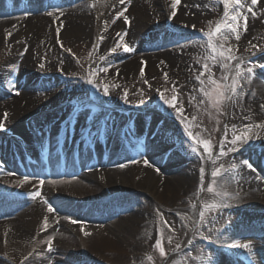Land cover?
Wrapping results in <instances>:
<instances>
[{
	"label": "bare ground",
	"instance_id": "1",
	"mask_svg": "<svg viewBox=\"0 0 264 264\" xmlns=\"http://www.w3.org/2000/svg\"><path fill=\"white\" fill-rule=\"evenodd\" d=\"M43 1L47 4L53 2L20 0L15 5L19 1L10 0L9 4L0 9V48H9L6 57L0 62V117L6 110L14 111L17 114L12 119L19 122V125L13 127L5 124V130H0L1 134H9L7 138L0 134V156L3 157L4 166L6 163L12 167V171L7 166L8 170H0V264H136L141 252L135 246L157 239L154 237H158V233L172 234V231L177 232L178 229L177 223L171 218L157 222L155 210H152L153 216L150 212L143 214L133 209L138 199L136 195L144 193L167 210L175 208L176 203L180 202L179 211L194 219L198 216L199 206L197 209L191 207L196 199V192L190 191L194 182L193 165L180 153L177 159L181 161L171 164L168 161L174 155L171 150L165 159L158 156V152L164 153L173 143L160 146L156 136L161 133L141 138L139 131L145 130L136 127L137 130L132 131L133 120L124 119L122 114L114 113L115 116L107 117L106 122L102 116L92 122L80 120L77 114L82 112L81 107L85 102L81 100L85 94L79 84H34V78L39 77L43 71L38 68L36 55L51 51L54 43L61 45L65 41L64 36L86 39L91 35L94 36V44H97L98 57L101 50L119 38L117 33H120L123 41L119 42L126 41L134 51L129 55L126 52H110L106 61L98 60L87 70V78L91 70L97 73L95 80L122 81L128 77L134 61L143 59H148L149 63L153 60L156 71L162 75L167 72L168 76L173 77L195 76L196 69L188 66L184 60L190 43L179 42L175 47L151 52L148 50L149 44L141 38L150 33L145 24L148 18L156 14V8L170 15L171 0H125L123 5L118 0H109L99 15L92 11L90 0H61L59 2L62 5L39 12L38 6ZM70 2L72 4L65 5ZM202 9L201 0H181L177 15L172 20L183 14L190 19L195 18L201 14ZM120 11L128 17L127 21L123 16L117 18L116 14ZM50 12L52 15H48ZM93 27H96V31L91 29ZM57 28L60 29L59 33ZM255 34L251 29L245 31L241 41H248ZM100 36L104 37L102 41ZM61 64L69 66L68 60L64 58H57L53 63L55 67ZM107 64H111L108 72L97 71ZM8 81L15 85L14 89L8 87ZM244 84V95L237 100L238 110L237 107L234 110L247 124L264 123V108L261 107L264 105V85L256 81ZM112 102L108 103L112 105ZM60 104H65V107L61 105L60 111L55 110ZM45 108H48L47 112ZM111 108L108 106V111ZM148 113L146 116L150 120L158 121L159 117L155 113ZM125 121L130 127L122 129ZM253 131V138L258 141L251 146L260 150V157L264 159V128L254 127ZM121 135L124 143L130 141L129 159L120 158L117 154L122 153L119 141ZM59 138L64 141L63 148L61 152H56ZM142 146L148 153L145 158L148 160L147 165L145 159L140 157V153L145 152L141 151ZM243 162L241 156L231 161L238 166L233 173L235 179L224 184V187L229 186L225 190L232 194L227 201L236 206L235 200L238 197L246 204L256 198L264 199L263 175L258 173L256 167H248ZM36 163L38 166H30ZM75 165L81 166L80 172L76 176H69L75 174ZM87 165L89 170L82 169ZM224 166L228 168V163ZM53 173L63 175L58 179H40L41 175L51 176ZM25 176L36 177H29L26 183L20 185L18 182ZM101 176H109L113 183L119 181V184L108 185ZM39 180L44 181L42 187ZM37 189L56 212H48L47 204L39 197L28 195V192ZM66 197L87 202L83 207L90 204L88 209H98L106 214L108 210L111 215L108 214L110 217L106 219H96L87 213L89 211L83 210L80 215L73 209L67 210L58 203ZM129 205L133 207L129 208ZM82 208L79 207V210ZM219 211H224L225 220L220 221L216 227L208 225L211 229L205 235L212 239H204V253L197 252L189 263L203 264L204 258L208 257L212 264H253L245 251L224 248L220 243L213 242L223 233L225 243L231 239H239L242 243L252 241L256 264H264V210L244 211L236 207L233 211L214 210L208 215ZM70 213L73 218H79L77 223L67 220ZM45 217L47 230H43ZM164 221H167V225ZM81 228L89 235L85 236ZM49 236L54 238L53 251L50 253L46 243ZM29 253L32 255L29 256ZM74 253L79 257L70 258ZM25 257H28L27 261Z\"/></svg>",
	"mask_w": 264,
	"mask_h": 264
},
{
	"label": "rangeland",
	"instance_id": "2",
	"mask_svg": "<svg viewBox=\"0 0 264 264\" xmlns=\"http://www.w3.org/2000/svg\"><path fill=\"white\" fill-rule=\"evenodd\" d=\"M90 1L92 4H95V7L91 6L92 11L98 15L102 14L105 8L104 6L109 4V0ZM18 3L20 2H16L15 4L17 5ZM46 3L47 2L43 1L42 4L38 6L37 11L40 12L42 10L52 9L50 6H47ZM56 3L54 5H57ZM201 3L203 5V11H201L200 15L192 19L186 17V14H183L172 20L169 19V16H167L166 14L161 13L159 8H156V14L153 15L152 18H148V22H146L145 24L149 27V30L151 32L149 34H144L141 37L144 40V43L149 44V47L151 49L149 48L148 50L153 52L154 50H160L164 47H175L179 42L190 43L191 40H203L204 37L202 35V32L213 30L216 27V23L222 19L223 6L216 5L215 0H201ZM248 3H250V0H248ZM70 4H72V2L65 5ZM155 6H157V4H155ZM241 11L244 12L245 15H247V30H245L244 20L241 19V27L239 29L240 39L237 41L234 37H232L228 41V45L233 48L237 56H241L244 58L245 66H251L253 64H264V54H261L259 51L260 47H264V0H258V4L253 8L255 16H253L251 13H247L244 9H242ZM168 24H171V26L168 27ZM95 28L96 27H93L91 29L95 30ZM250 29L254 30L256 34L248 39V41H241V36H243L245 31H248ZM55 37H57V34ZM93 38L94 36L91 35H89L88 38L86 37V39H71L64 36L65 41L61 43L63 47H61L59 43H54V45H52L51 47V51H45L44 53L40 52V54H37L36 60L38 68L40 69V64H44L45 67H48L49 69H45L44 67L43 71H41V75L34 78V84L38 85L48 82H57L58 84L74 82L79 84V88L85 94V97L81 100V102H85V104L81 107L82 112L77 114L80 120H87L86 122H92L94 120H97L99 116H102L104 118V121L106 122L107 117L113 118L115 116V113L118 115L122 114L124 119L133 120L132 125H134V127H138L139 129L149 130L153 126L158 127L157 134H161L156 136V138H158L157 143H160V146L164 143H173L172 148L174 150V155L171 156L170 160H167L171 161V164L179 163L181 160L177 159V157L180 153L182 156L188 158L191 161V164L194 168V182L192 183V188L190 191L192 193H197L198 185L201 184L205 185L206 188L208 181L211 180L210 173L213 170V165L207 159L199 158L196 154L188 150L186 146H182L181 124L179 120L174 118L172 111L167 110L166 107L162 104L159 92L157 90L163 91L168 99H171L173 95L179 96V100L184 109L183 115L186 117H197L196 121H189L192 130L194 132L201 133V136L203 138H210L215 145L214 151L217 152L219 148V142L224 140L225 138V125L228 126V140L230 141L233 131L232 125H235L236 131L239 133L247 124L245 119H242L241 116H239L234 110L235 107H237L238 110V103L236 102L234 105H230L225 110L227 112V115L225 116H216L215 112H212V114L210 115L208 111L204 110V107H198L199 100L202 97L201 94L196 91L197 89H199L200 85L195 81L194 76H168V80L165 81L164 75L159 74L158 71H156V64H154L155 62L151 60L152 62L149 63L148 59H143L141 61L135 60L128 77L124 78L122 81L115 82L114 80H111L110 82H104L101 80H95V82L101 86V89L104 84H107L109 86L110 94L108 96H104L101 89H97L90 84H86L87 82L85 81V77L86 79H88V75H86V72L92 65L99 62L98 60H100L101 56H105L107 58V56H109L110 54L109 49L115 46L116 43H120V38L115 39V41L113 42H110L106 49L104 48L103 50H101L98 57L96 56L97 44H94ZM127 44L129 45V43ZM253 45L257 47H253ZM8 50L9 48H0V62L3 58L6 57L5 55ZM118 51L122 52L121 50ZM145 52L148 51H144V53ZM205 55L206 53L200 44H190L189 50H187L185 53L184 60L187 62L188 66L196 69V74H199V72L201 71V64L204 63L203 57ZM57 58H60L61 60L63 58L68 60L69 66L65 67L61 64L58 65V67H55L53 63ZM197 59H199V63H197ZM141 68L144 69L143 76L140 75ZM213 73L214 78L219 80L221 76V70L218 65L213 68ZM205 79H207V76H205ZM144 80H147L148 84H145ZM255 81L264 85V69L257 67L252 79L250 81L244 82L253 83ZM244 82H242L243 88L245 86ZM173 83L176 84L175 92L173 91ZM205 87L208 88L209 91H211V86L206 84ZM125 92L127 93L129 103H125L123 99H121ZM192 96H195L196 100H190ZM141 99L145 101L143 105H139L138 103ZM109 101H113V104L111 105L110 103H108ZM61 105L62 107H65V104H60V106L54 109L61 110ZM108 106H111L113 109L111 108V110L108 111ZM206 106L207 105H205V107ZM47 110L48 108H45V112H47ZM152 110L154 111L155 115L159 117L158 121L150 120L146 116V114ZM5 112L8 113V118L4 121L6 125H8L9 127L19 125V122H14V120L12 119L16 116L17 113L9 110H6ZM4 113H2L0 120H3ZM134 121L139 122H137L136 124ZM126 127L129 126L125 121L123 128ZM105 129L107 130V128ZM252 134L254 136L255 131L252 130ZM257 141V139L253 138L246 144H238L236 146L237 151L229 153V155L226 157H222L216 166H219V163L225 164L227 162L229 167L231 161H233L236 156H241L244 161H248L251 164L252 168L256 167L257 171H259L258 173L262 175L261 170H264V159L261 158L260 155H254L251 152L243 150V145H248L247 147H249L251 146V144H254ZM127 142L130 143V141ZM228 147H231L230 143L225 144V149H227ZM127 148L128 146L126 145L123 150H120L122 152V158L127 157L126 159H129L128 157H130L131 152L129 151V149L127 150ZM242 150L244 152H242ZM140 155V157L144 159L146 158L145 156H147L148 153L142 152L140 153ZM160 155L161 152H158V156ZM202 167L206 169V172L204 174L200 172V169ZM52 175L54 176H40V179H58V177L61 176V174L58 173ZM145 176L146 175H144L143 177ZM101 178L108 185L117 183L119 184V181H117V183L116 181H114L113 183V179L109 176H101ZM193 187L195 190H193ZM224 188L228 189L229 186H226ZM136 196L138 197V199L136 198V205L133 209H137L143 214L144 212H150L153 216L155 215L153 214L154 212L152 210H155L157 213L155 217L157 222L161 223V221H163L164 219L171 218L178 225L177 232L172 231V234L163 235L165 251L168 254L167 257H160L158 250L153 247L156 240L154 239L150 240L147 244L140 243L135 246V248L141 252L140 257L136 259V264H190L189 260L192 259L197 252L200 251L204 253L206 243L202 236L192 229L193 222L199 219L198 216H196L194 219H191L186 215V213H184L183 211H179V206L181 205L180 202L176 203V207L173 206L175 208L167 210L162 205L158 203L156 204V202H154L144 193L139 192ZM73 199H67L61 202L59 201L58 203L67 208V210H74L75 212L78 211L80 215L83 214L82 211L85 210L89 211L87 213L96 219H106L110 217L108 215L110 214L108 213V210H106V214L105 212H99L98 209H88L90 208V206L83 207L82 204H79L80 201L76 203ZM211 199V195L207 191H204L201 193L200 197H197L196 195V199L193 204H197L199 206L200 203L204 201H211ZM228 199L229 197L227 198V200ZM227 200H225V203L229 204L230 206L221 209L233 211L237 207L238 209L244 211L255 210L260 212L264 210V199L261 198L249 200L250 203L246 204L242 199L238 197L235 200L237 202V206ZM130 206L131 205H129V208L133 207ZM79 207L83 208L79 210ZM114 209L119 210V208ZM64 210L67 211L66 209ZM177 213H180V215H178ZM69 217L71 219H68ZM185 217H187V219ZM225 218L226 216L224 215V211H219L214 214L208 215L206 221L200 227V232H203V234L205 235V233L209 231L210 227H216L217 224H219L220 221L225 220ZM78 219L79 218H73L71 216V213L67 215V220L77 221ZM208 225L210 227H208ZM169 237H171L170 243L168 242ZM189 241H191V243H189ZM177 244L181 245V249L179 251H173V249L176 248ZM148 256L152 257L151 261L147 259ZM76 257H79V255L76 253L70 256V258L72 259H75Z\"/></svg>",
	"mask_w": 264,
	"mask_h": 264
},
{
	"label": "snow or ice",
	"instance_id": "3",
	"mask_svg": "<svg viewBox=\"0 0 264 264\" xmlns=\"http://www.w3.org/2000/svg\"><path fill=\"white\" fill-rule=\"evenodd\" d=\"M118 2L123 5L125 0H118ZM130 2V0H129ZM181 0H171V13L169 15V19L176 17L177 8L180 5ZM216 5L223 6V16L220 21L216 23V27L211 31L202 32L204 37L203 40H191L190 44L199 43L201 47L204 49L206 55L203 57L204 63L201 64V71L199 74L194 76L196 82L199 83L200 87L196 91L201 94V99L199 100L198 107H204L205 111H208L211 115L212 112H215L216 116H225L227 112L225 111L230 105H234L237 100L244 95L243 92V83L244 81H250L254 75L255 69L257 67L264 69V64H253L251 66H245L244 58L241 56H237L233 50V48L228 45V41L230 38L234 37L237 41L240 39L239 29L241 27L240 21L241 19L245 22V30L247 15L242 12V9H245V5L247 4V13H251L255 16V12L253 8L258 4V0H250V4H248V0H215ZM95 7V4L90 5ZM59 11V9H56ZM48 15H52V13H48ZM62 15V13H61ZM117 18L122 17L125 21L128 20L127 16H124V12L120 11L116 14ZM115 20H113V23ZM60 29L57 28V33H59ZM10 36L11 33H8ZM117 36L123 41V36L120 33H117ZM99 39L102 41L104 39L103 36H100ZM227 45V46H226ZM61 47L63 45L61 44ZM183 47V46H181ZM253 47H257L253 45ZM118 50H122L124 52H132V49L127 43H116L115 46L109 49L111 53H116ZM70 51V49H69ZM259 51L261 54H264V47H260ZM100 60L106 61L105 56H101ZM163 63V61L161 62ZM197 63H199V59H197ZM250 63V62H249ZM219 66L221 70V76L218 79L214 78L213 68ZM45 67L44 64H40V68L43 69ZM111 64H107L105 67L99 68L98 72H108ZM96 71L89 72V78L87 79V83L92 85L97 89H101V86L95 82ZM140 75H144V69L141 68ZM165 81L168 80V73L164 72ZM207 76V79H205ZM8 87L14 89L15 85L8 81ZM145 84H148L147 80H144ZM211 86V91L205 87V85ZM102 93L104 96H108L110 94V89L107 84H104L102 87ZM160 95V100L162 104L166 107L167 110H171L175 119L179 120L181 124V144L182 146H186L188 150L192 153L196 154L201 159H207L212 165L213 170L211 171V180L208 181L207 187L201 184L198 185V191L196 193L197 197H200L201 193L207 191L212 199L211 201H204L200 203L198 209V217L199 219L194 221L192 224V229L198 232L203 239L211 240L210 236L204 235L203 232H200V227L204 224L207 219V215L214 210H219L221 208H226L230 206L225 203L228 197L232 194L225 190L223 187L224 184L230 183L235 179V173L238 169L237 164L231 163L228 168H225L223 163H219V166H216L217 163L221 160L222 157H226L231 152L237 151L236 146L241 143H248L251 139H253L252 130L253 128H264V123H257L255 125L246 124L244 128L238 133L236 131L235 125H232V134L231 140H228V126L225 125V133L224 140L219 142L218 152L214 151L215 145L213 144L210 138H203L201 133L194 132L192 127L189 124V121H196V116L186 117L183 115L184 109L179 100L178 95H173L171 99H168L163 91L157 90ZM173 91H176V84L173 83ZM19 95V92L16 93ZM254 95V93H253ZM125 103H129L127 98V93L121 97ZM190 100H196L195 96H192ZM139 105H143L145 101L141 99ZM180 105V106H178ZM205 105H207L205 107ZM264 108V105H261ZM8 118V113L5 112L3 116V120H0V130H5L6 125L4 123ZM257 138H259L257 136ZM230 143L231 147L225 149V144ZM135 163L136 161H132ZM144 163L147 165L148 160L145 159ZM248 167H251V164L248 161L243 162ZM120 167H125V165H120ZM159 171V169H157ZM200 172L204 174L206 172L205 168H201ZM29 180L28 176H25L23 180L19 181L20 185H23ZM39 184L42 187L44 184L43 180H39ZM28 195L32 198L39 197L45 204H47V210L50 213L56 212L57 210L53 207L51 203L47 199L42 196V193L39 189L29 192ZM191 207L193 209H197V204H192ZM180 215V213H177ZM187 219V217H185ZM68 219H71L70 217ZM72 223H77L76 220H72ZM165 225H167V221H164ZM48 223L47 217L44 218V229L47 230ZM169 230L171 231V227L169 226ZM81 231L85 236H88L89 233L84 231L81 228ZM53 237L49 236L46 243L48 252L53 251ZM225 237L223 233L216 237L213 241L214 243H220L222 247L233 249V250H243L247 253L249 259L256 264L255 256H254V246L252 241H247L242 243L239 239H231L230 242L225 243ZM168 242H171V237L168 238ZM191 243V241H189ZM153 247L158 250L160 257H167V253L165 251L164 242H163V234L158 233V238L155 240V244ZM181 249V245L177 244L176 248L173 251H179ZM32 253H29L31 256ZM39 255V253L37 254ZM147 259L149 261L152 260L151 256H148ZM28 260V257H25V261ZM203 264H212L211 258L205 257L203 260Z\"/></svg>",
	"mask_w": 264,
	"mask_h": 264
}]
</instances>
